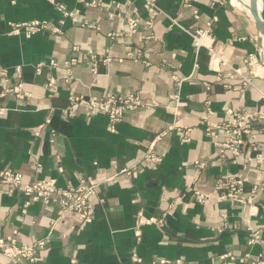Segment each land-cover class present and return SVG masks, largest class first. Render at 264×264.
Listing matches in <instances>:
<instances>
[{
  "label": "crops",
  "instance_id": "crops-1",
  "mask_svg": "<svg viewBox=\"0 0 264 264\" xmlns=\"http://www.w3.org/2000/svg\"><path fill=\"white\" fill-rule=\"evenodd\" d=\"M83 1L0 0V67L12 84L18 68L27 92L0 97V168L21 172L24 182L54 178L60 187L83 177L112 180L97 188L102 201L95 199L87 221L42 202L22 213V192L0 187V237L16 231L19 244L48 237L34 264L257 258L264 246V119L239 125L232 116L262 108L264 36L250 11L236 0H156L160 13L148 24L146 0ZM258 3L264 23V0ZM129 18L138 20L134 29ZM32 21L60 31L16 30ZM196 27L209 30L205 43L215 54L194 46L187 31ZM248 55L258 63L246 64ZM110 93H133L147 106L126 111L113 130L105 114L84 107L64 115L70 97ZM157 136L160 161L147 164L144 153ZM228 177L243 180L246 194L259 185L248 203L221 197L226 190L215 185ZM195 189L209 198L198 201ZM140 216L153 222L139 224ZM0 264L20 263L0 251Z\"/></svg>",
  "mask_w": 264,
  "mask_h": 264
},
{
  "label": "built area",
  "instance_id": "built-area-1",
  "mask_svg": "<svg viewBox=\"0 0 264 264\" xmlns=\"http://www.w3.org/2000/svg\"><path fill=\"white\" fill-rule=\"evenodd\" d=\"M191 1L192 0H184L185 5L191 6ZM59 8L62 9L63 7L60 5ZM146 8L149 14V20L147 23L151 24L154 16L160 13V9L156 5V0H146ZM128 24L131 29H134L137 26V20L128 19ZM20 26L24 27L26 34L29 35L35 31L47 28V23H28ZM16 30H18V27H16ZM187 33L191 36L193 44L196 48L205 46L212 54H215L214 48L210 46V43H205L206 39L210 38L209 30L196 27L192 30H188ZM245 63L253 66L258 63V59L253 55H248L245 59ZM65 64L68 66L71 62L66 61ZM16 70V78L19 82L20 73L18 68ZM0 80H2L3 83L9 81L6 69L2 67H0ZM243 82L247 85L250 83V80L247 77H243ZM47 84L49 87L55 89V83L53 81H49ZM17 85V91H20L22 87L21 83ZM260 96L262 108L260 107V109L255 111L253 114H232L233 118L238 119L239 125L244 119L251 120L258 117L264 119V91L260 93ZM78 106H84L87 108L88 112H100L106 114L108 117L109 127H113L116 122L122 119L125 111L145 107L147 104L133 93H129L127 95L110 93L108 95L94 96L90 98L74 96L70 97V106L67 107L65 113H68L69 115L73 114L74 110ZM234 133H237V131ZM159 137L160 136H157L147 147L145 159L148 163H153L159 160L154 154V147ZM0 183L5 184V187H7L9 191L18 189L28 196L27 202H25L24 206L32 200H39L44 203L52 202L56 204L60 212L73 213L82 221H87L92 217L94 185L88 184L87 182H83L79 187L57 191L58 189L55 188L54 183L52 182L47 183L48 185L46 186H43L40 183H25L20 172L5 169V171L0 173ZM238 184L239 183L237 181L233 180H220L216 189H228L227 193H223L221 195L223 198L227 197L239 201H243L245 198V201H249V198L247 196L245 197L241 189H237ZM195 195L198 197L199 201H204L209 198V195L200 191H196ZM151 222H153L151 219H146L142 216L139 217V224ZM15 234L16 231L13 232V235L0 237V251L8 258V260H15L20 264H34L39 259L41 252L46 248L48 237L37 239L31 244H19L17 243ZM258 238V232L256 231L253 233V236L249 238L247 244L252 245ZM220 264H264V246L257 258H251L248 254L236 256L229 253L222 255Z\"/></svg>",
  "mask_w": 264,
  "mask_h": 264
},
{
  "label": "rangeland",
  "instance_id": "rangeland-1",
  "mask_svg": "<svg viewBox=\"0 0 264 264\" xmlns=\"http://www.w3.org/2000/svg\"><path fill=\"white\" fill-rule=\"evenodd\" d=\"M80 1H83V0H80ZM84 2V1H83ZM92 5L93 3H89V5ZM87 5H88V3H87ZM157 5V4H156ZM62 6V5H61ZM59 7H60V5H59ZM63 7V6H62ZM158 7V6H157ZM159 8V7H158ZM60 9V8H59ZM147 9V8H146ZM60 10H63V8L62 9H60ZM148 12V11H147ZM65 16L67 15H70L71 13H69V12H66V11H64V13H63ZM156 16V15H155ZM154 16V17H155ZM129 19H131V18H129ZM136 20V19H135ZM148 20H149V14H148ZM153 20V19H152ZM31 23H39V24H42L43 23V21L42 22H35V21H32V22H30V24ZM22 24H28V23H22ZM21 24V25H22ZM137 24H138V20H137ZM17 27L18 28H23L24 29V27H22V26H20V25H17ZM45 29H48V30H51L52 32H59L60 30H59V28H56V27H50L48 24H47V28H45ZM43 30V29H42ZM24 31H25V29H24ZM39 31H41V30H39ZM35 32H38V31H35ZM35 32H33V33H35ZM32 33V34H33ZM25 34H26V31H25ZM27 35V34H26ZM29 35H31V34H29ZM29 35H27V36H29ZM66 62V61H65ZM65 62H64V65H65V67H67V64H65ZM68 62H71V61H68ZM54 65H55V63H53ZM16 78V77H15ZM20 83V81L18 82V80H14L13 81V84L12 83H9V82H5V83H3V81L2 80H0V97L2 98V97H5V96H12V97H15V98H23V97H25L26 95H27V92L26 91H24V89L21 87V89H20V91H17V84H19ZM46 88H48L49 89V91H51V92H54L55 91V89H53L52 87H49L48 86V84L46 85ZM108 95V94H107ZM118 95V94H117ZM99 96H102V95H99ZM94 97V96H93ZM85 98V97H84ZM88 98H90V97H88ZM69 106H70V103H69ZM68 106V107H69ZM80 107H84V106H78V107H76V109L74 110V112H73V114H71V115H69L68 113L66 114L65 112V116H67V117H72V116H74L75 114H76V112H77V110L80 108ZM85 108V107H84ZM141 108V107H140ZM86 109V111H87V113H100V112H88V110H87V108H85ZM138 109V108H137ZM2 110V111H1ZM3 112V108L2 107H0V113H2ZM126 112V111H125ZM104 114V113H103ZM125 114V113H124ZM124 114H123V116H124ZM106 115V114H105ZM107 116V115H106ZM108 118V117H107ZM122 119H123V117H122ZM121 119V120H122ZM120 120V121H121ZM120 121H118V122H120ZM117 123V122H116ZM115 125V124H114ZM111 130H113V128H114V126L113 127H109ZM156 138V137H155ZM154 138V139H155ZM153 139V140H154ZM160 139V137L157 139V141ZM152 140V141H153ZM151 141V142H152ZM157 141H156V143H157ZM155 147H156V144H155ZM155 147H154V154H155ZM146 150H147V148H146ZM145 153H146V151H145ZM145 153H144V156H143V162H145V163H147V164H155V163H158L159 161H160V158L155 154V156L159 159L158 161H156V162H153V163H148L147 161H146V159H145ZM5 169H10V168H0V173L1 172H3V171H5ZM12 171H16V170H14V169H11ZM17 172H19V171H17ZM21 173V172H20ZM22 174V173H21ZM22 176H23V174H22ZM107 179V180H106ZM106 179H103V180H97V179H92V178H89V177H83V178H80L79 180H78V183L76 184V185H65V186H63V187H60V186H58L57 185V182H56V179H54V178H48V179H44V180H39V181H30V182H25V183H40L41 185H43V186H46V185H48L47 183H50V182H52V183H54V186H55V188L56 189H58L57 191H62V190H65V189H68V188H73V187H79L80 185H82V183L83 182H87L88 184H92V185H94V195H93V204H94V201H95V199H97V200H99V201H102V198H97V188L99 187V185H101L102 183H105V182H108V181H111L112 180V177H108V178H106ZM225 181L226 180H233V181H237L239 184H238V187H237V189H241V191L244 193V195H245V197L247 196L248 198H249V201L252 199V193H255L256 194V191H257V187L259 186L258 184H255L253 187H252V189L249 191V194H246V191H245V189H244V181L243 180H240V179H237V178H234V177H228L227 179H224ZM24 181V180H23ZM220 181V180H219ZM219 181H217V183H216V185H215V189H216V186H217V184H218V182ZM263 187H264V184H261ZM0 187H3V188H5L8 192H14V191H20V190H18V189H14V190H12V191H9V189L7 188V187H5V184H3V183H0ZM226 189V188H225ZM217 190V189H216ZM196 191H200V192H202V193H204V194H207V195H209L208 193H205V192H203L202 190H200V189H195L194 190V192H193V194L195 195V192ZM217 191H219V190H217ZM20 192H22V191H20ZM228 192V189H226V193ZM22 194L24 195V197H25V200H24V202H23V205H22V207H21V212L22 213H25L26 212V207L30 204V203H32V202H41V201H39V200H32V201H30L26 206H24V204H25V202H27V197L28 196H26L23 192H22ZM196 196V195H195ZM196 198H197V200L199 201V199H198V197L196 196ZM227 198V197H226ZM227 199H231V198H227ZM232 200H234V199H232ZM234 201H237V202H239V203H241V204H243V203H248L249 201H245V198H244V200L243 201H239V200H234ZM200 202H202V201H200ZM42 203H44V202H42ZM45 204H53V205H55L56 206V204L55 203H45ZM92 204V205H93ZM57 207V206H56ZM57 209H58V211H59V214L60 215H63V214H73V213H62V212H60V210H59V208L57 207ZM75 215V214H74ZM76 216V215H75ZM92 216H93V214H92ZM78 218V217H77ZM92 218V217H91ZM79 219V218H78ZM80 220V219H79ZM80 221H82V220H80ZM146 224V223H145ZM254 233V232H253ZM16 235V234H15ZM40 239V238H39ZM37 240V239H36ZM262 250V249H261ZM261 250L257 253V255L256 256H258V254L261 252ZM252 258V257H251Z\"/></svg>",
  "mask_w": 264,
  "mask_h": 264
},
{
  "label": "water",
  "instance_id": "water-1",
  "mask_svg": "<svg viewBox=\"0 0 264 264\" xmlns=\"http://www.w3.org/2000/svg\"><path fill=\"white\" fill-rule=\"evenodd\" d=\"M256 2L257 0H250V8L249 11L251 13V15L253 16L257 27L259 29V32L261 33V35L264 36V23L259 15V12L256 11Z\"/></svg>",
  "mask_w": 264,
  "mask_h": 264
},
{
  "label": "bare ground",
  "instance_id": "bare-ground-1",
  "mask_svg": "<svg viewBox=\"0 0 264 264\" xmlns=\"http://www.w3.org/2000/svg\"><path fill=\"white\" fill-rule=\"evenodd\" d=\"M238 5H242V7L244 6L245 8H247L249 10L250 8V0H236ZM256 11L259 12V3L258 0L256 2Z\"/></svg>",
  "mask_w": 264,
  "mask_h": 264
}]
</instances>
